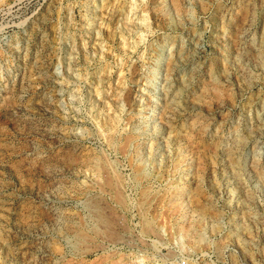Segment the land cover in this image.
<instances>
[{"label":"rangeland","instance_id":"rangeland-1","mask_svg":"<svg viewBox=\"0 0 264 264\" xmlns=\"http://www.w3.org/2000/svg\"><path fill=\"white\" fill-rule=\"evenodd\" d=\"M0 264H264V0H0Z\"/></svg>","mask_w":264,"mask_h":264}]
</instances>
